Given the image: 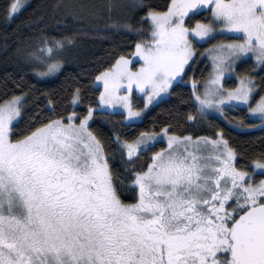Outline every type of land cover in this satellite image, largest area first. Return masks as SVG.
I'll return each instance as SVG.
<instances>
[{"label":"snow or ice","instance_id":"6c2138e0","mask_svg":"<svg viewBox=\"0 0 264 264\" xmlns=\"http://www.w3.org/2000/svg\"><path fill=\"white\" fill-rule=\"evenodd\" d=\"M24 7V0H8L5 19ZM144 12L141 35H150L98 72L103 90L95 107L76 110L83 103L76 87L71 111L52 109L18 135L26 94L0 98V264H264V150L241 163L223 129L193 136L164 124L133 139L116 135L125 164L166 144L122 174L91 126L100 106H120L130 124L141 120L205 53L214 71L203 91L193 76L192 107L245 106L248 119L264 126V83L247 73L234 88L221 82L249 58L264 73V0H170ZM72 43L70 35L42 32L23 55L44 69L40 75L54 74ZM202 44H210L203 53ZM134 86L143 107L134 103Z\"/></svg>","mask_w":264,"mask_h":264},{"label":"trees","instance_id":"16d2710c","mask_svg":"<svg viewBox=\"0 0 264 264\" xmlns=\"http://www.w3.org/2000/svg\"><path fill=\"white\" fill-rule=\"evenodd\" d=\"M170 0H28L24 9L12 19H5L4 9L8 0H0V98L6 95L25 93L24 115L14 131L25 132L37 118L53 115L52 109L63 113L72 110L71 93L76 87L82 88L83 103L76 110L84 111L91 103L94 107L100 89L95 87V76L103 67L113 62L119 54L130 55L136 42L146 39L150 33L141 35L140 22L147 8L163 9ZM114 7L109 9L107 5ZM139 4L141 7H130ZM80 6V7H74ZM144 9V10H142ZM130 23L132 28L126 27ZM42 32L50 36L70 35L73 43L62 53V67L52 76L40 75L42 68H34L23 53L39 43ZM209 44L197 45L204 52ZM251 60L241 62L236 67L237 74L256 76L258 85L264 83V73L254 67ZM183 82L174 84L171 94L134 124L125 123L119 112L95 111L91 126L103 141L114 167L122 174L135 165L139 168L151 156V152L164 147L158 144L148 152L139 153L132 164H125L120 146L113 143L117 134L133 139L139 132L164 124L173 127L177 134L212 136L223 129L225 138L244 157L241 163L264 150V127L253 128L245 125L255 123L248 119L246 108L235 107L225 110L224 117L207 115L192 107L191 82L193 76L201 86L208 73L209 64L203 55L197 58ZM232 88L236 81L225 82ZM49 101H52L51 103ZM195 120H188V116ZM245 130H240V129ZM122 178V177H121ZM124 195L131 199L135 193L129 184L121 186Z\"/></svg>","mask_w":264,"mask_h":264},{"label":"rangeland","instance_id":"374dc122","mask_svg":"<svg viewBox=\"0 0 264 264\" xmlns=\"http://www.w3.org/2000/svg\"><path fill=\"white\" fill-rule=\"evenodd\" d=\"M24 3H25V6H26V4H28V0H24ZM227 38H228V39H233V38H235V37H234L232 34H229V35L227 36ZM216 42H217V41H212L211 43H216ZM202 45H203V44H202ZM209 47H210V44L208 45V48H209ZM134 50H135V49H134ZM203 57L208 61V64H209V73H208V75H207V77H206L204 83L200 86L201 91H203V88H204V86H205V82L210 78V74L213 73V71H214V68H213V61H212L211 57L208 56L206 53L203 55ZM247 60H251L255 65L257 64V62H256L254 59L249 58V59H247ZM239 63H241V61H237L235 67H237ZM137 67H138V65H137ZM256 68L259 69V67H256ZM54 74H56V73H54ZM52 75H53V74H49V75H45V76H52ZM232 79L236 81L235 86L232 87V88H234V87L237 86V84H238V82H239V81H238V74L236 73V71H235V72H225V75H224V77H223V79H222L221 82L224 84L225 88H229V87L226 86L225 82H226V81H230V80H232ZM94 85H95V87L99 88L100 91L103 90L102 83H100V82H96V81H95V82H94ZM189 85H190L191 90H192L191 82L189 83ZM168 97H169V95H164V99H167ZM158 99H159V98H158ZM133 100H134V103H136L139 107H143V94L140 93L137 89H135V86H134V88H133ZM155 104H157L156 101H154L152 105H149L148 108L145 110L144 115H145L146 112H148V110H149L152 106H154ZM240 107H242V108H246L245 106H240ZM232 108H235V107H229V106H227V105L225 106V110H227V109H232ZM246 109H247V108H246ZM225 110H224L223 112H219V111H217L215 108H210V109H206V110L204 111V113L207 114V115L217 116V117L223 118V117H224ZM95 111H106V112H110V113H113V112H119V113H122L124 110H123L120 106H116V108H112V107H110V106H100V107H98V108H95ZM95 111H94V112H95ZM144 115H143V117H144ZM248 115H249V114H248ZM123 120H124L125 123H129L127 120L124 119V117H123ZM141 120H142V119H141ZM141 120H138L137 122H139V121H141ZM263 127H264V126H261L260 123H259V121H255V127H253V128L256 129V128H263ZM239 129H240V128H239ZM240 130H245V129H242V128H241ZM163 146H166V144H163Z\"/></svg>","mask_w":264,"mask_h":264}]
</instances>
